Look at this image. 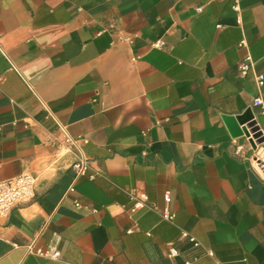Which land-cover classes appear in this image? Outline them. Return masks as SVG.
Wrapping results in <instances>:
<instances>
[{"label":"crops","instance_id":"0c3cea01","mask_svg":"<svg viewBox=\"0 0 264 264\" xmlns=\"http://www.w3.org/2000/svg\"><path fill=\"white\" fill-rule=\"evenodd\" d=\"M257 74L264 0H0V181L35 178L0 264H264Z\"/></svg>","mask_w":264,"mask_h":264},{"label":"built area","instance_id":"2783aa9c","mask_svg":"<svg viewBox=\"0 0 264 264\" xmlns=\"http://www.w3.org/2000/svg\"><path fill=\"white\" fill-rule=\"evenodd\" d=\"M198 10H201V7H198ZM156 46H163L164 42L158 41L155 43ZM253 67V61L251 56H247L246 59L238 64V70L241 75H244L247 73V71ZM256 81L258 86H262L264 83V75L263 74H257L256 75ZM263 101L261 97H258L254 101L255 106L262 105ZM262 136H264V131H262ZM71 142L74 144L80 143V142H87L86 139L78 138L73 139L69 138ZM243 150V146H239L236 150V154L240 155L241 151ZM255 155H254V161L256 163V166H258L260 169H264V141L257 144L255 147ZM89 167V162L87 159H80L74 162L73 169L76 172V176L83 175L87 172V169ZM137 198V202L134 206V210L139 208L140 206H144L145 202L148 200V195L145 192H138L133 193ZM35 195V178L29 173H24L18 176H14L11 178H7L0 181V213H7L9 212L17 202H19L22 199H30L33 198ZM166 200L169 201L170 198L166 195ZM77 205L80 206L81 203L77 202ZM163 215L166 218H171V214L168 212L167 209L163 211ZM183 235L188 237L190 241H192L195 245H198L197 240L195 237L191 236L188 232H183ZM36 253L49 256L53 258L59 257V250L55 249L52 251H47L42 248H37ZM170 254L172 256H175L178 254V250L170 246Z\"/></svg>","mask_w":264,"mask_h":264},{"label":"water","instance_id":"95a60500","mask_svg":"<svg viewBox=\"0 0 264 264\" xmlns=\"http://www.w3.org/2000/svg\"><path fill=\"white\" fill-rule=\"evenodd\" d=\"M227 122L232 129V135L239 136L245 134L250 137L249 141L253 148L264 141L262 131L251 109L246 110V112L241 115L227 117Z\"/></svg>","mask_w":264,"mask_h":264}]
</instances>
